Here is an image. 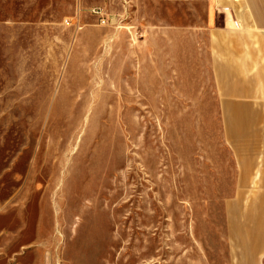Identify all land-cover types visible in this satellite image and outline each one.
<instances>
[{
    "label": "rangeland",
    "instance_id": "obj_1",
    "mask_svg": "<svg viewBox=\"0 0 264 264\" xmlns=\"http://www.w3.org/2000/svg\"><path fill=\"white\" fill-rule=\"evenodd\" d=\"M211 9L0 0V264H258Z\"/></svg>",
    "mask_w": 264,
    "mask_h": 264
},
{
    "label": "crops",
    "instance_id": "obj_2",
    "mask_svg": "<svg viewBox=\"0 0 264 264\" xmlns=\"http://www.w3.org/2000/svg\"><path fill=\"white\" fill-rule=\"evenodd\" d=\"M211 5L209 52L216 93L224 116L243 118L241 164L253 166L249 179L255 183L237 190L236 205L243 229L259 230L256 260L264 264V0H211ZM248 214L256 220L250 226ZM228 216L230 222V211Z\"/></svg>",
    "mask_w": 264,
    "mask_h": 264
}]
</instances>
